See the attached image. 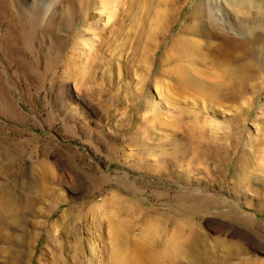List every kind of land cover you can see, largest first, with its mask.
<instances>
[{
    "label": "rangeland",
    "instance_id": "374dc122",
    "mask_svg": "<svg viewBox=\"0 0 264 264\" xmlns=\"http://www.w3.org/2000/svg\"><path fill=\"white\" fill-rule=\"evenodd\" d=\"M43 1H21L16 25L30 30L25 9L41 13ZM99 1L66 0L53 34L37 28L33 52L19 43L14 50L22 53L11 64L0 52L5 85L26 116L0 112V153L11 148L17 156L22 134L37 145L36 157L0 174L2 191L21 203L37 196L32 186L43 159L53 172L35 197L34 215L9 223L4 234L33 238H0V264H112L115 227L139 264H196L170 255L174 242L197 245L208 255L204 264H264V40L236 54L222 83L209 77L230 96L225 106L206 108L203 98L164 101L156 81L177 83L183 62L172 48L176 38H198L186 26L195 22L199 0H120L113 21ZM227 5L218 1L226 13ZM1 13L0 45L7 29ZM231 13L227 22L239 27L232 35L245 36L255 15L238 20ZM255 52L256 70L243 76L238 66ZM245 157L249 170L241 168Z\"/></svg>",
    "mask_w": 264,
    "mask_h": 264
},
{
    "label": "bare ground",
    "instance_id": "6f19581e",
    "mask_svg": "<svg viewBox=\"0 0 264 264\" xmlns=\"http://www.w3.org/2000/svg\"><path fill=\"white\" fill-rule=\"evenodd\" d=\"M21 1H24V0H0V12H2L1 18L5 21L3 23L6 25V28H7L5 29V32L3 34L4 39L2 38L3 43L1 42L2 45H0L1 46L0 52L4 54L2 55V56H5L4 59L8 58L6 62L10 64L11 62H13V60L16 61L19 58V55L22 53L21 52L22 50L21 51L14 50V48H17L19 46V43L22 44L21 46L24 47L22 49L26 50V52H30V53L33 52L35 48V41H36L35 39H37V33H38L37 28L39 27L38 29L39 31L41 29L43 35H47L48 33H50L49 35L53 34L54 29L56 27L55 25L56 18L53 19L55 17V14L69 8V7H66V4H65L66 0H60L59 1L61 2L60 6H57V4L59 3V2L57 3V0H46V1L44 0L42 6L44 7L45 10L41 11V13H39L40 11L38 12L33 11L34 9H29V8L25 9L27 11V13L25 14H27V16L30 17V20L32 22L30 25L31 29L28 30L27 28L22 27V26L18 27L17 26L18 21L17 23H15L17 19L19 20L21 18L20 14H22V10L19 5ZM218 1L219 0H199L200 7L199 9L196 10V12L192 16V19L193 20L195 19V22L192 25L186 26L187 29H191V31L194 32L193 34H195L198 37L196 38V40L192 38L191 39L183 38L179 40V38H176L175 43L177 45L174 44L172 51L177 50V48L179 49L178 55L182 58V59L180 58L181 59L180 61H182L183 64H180V67L178 69L179 73L177 74V83L172 84L169 82L162 83L161 81H156V84H155L156 91L158 92V95L162 97L163 100L171 99L175 101L174 98L176 97L180 99H185V100H188V99L191 100V99H196V98H199L200 100L201 98H203L207 100V103H208V105L207 104L205 105L207 106L206 108H209V107L212 108L211 106H213V104L223 107L226 105L228 101L231 100L230 96L225 94V92L222 91L221 87L218 84L222 83V80L224 79V76H226L225 74L227 73L228 68L236 66L235 65L236 61L233 60V58L239 59V57L236 56V54H238L240 51H243L245 53H248L249 51H253L254 48L259 47V45H261V43L263 42L264 22H262L263 20L260 21L259 17L263 11L262 4L264 3V0H226L227 3L229 4L227 5V7L229 8L228 13L224 12L225 11L224 8H221L218 6ZM99 2L101 5L100 7L101 9H103V11L107 9V12H108L107 18L109 21L115 17L116 9L118 7V2L121 3L122 1L120 2V0H102ZM6 3H9L8 5L9 6L11 5V7L9 8V6H6ZM97 3L98 2H95V4ZM74 7H75V4L74 6H72V8ZM6 8L7 9L9 8L8 9L9 11L6 10ZM25 10L24 12H26ZM230 11L232 12L231 17L234 16L235 18H238V20H241L243 16L247 17L250 13L255 15L254 17L256 20L255 23L253 24V21H252L251 26H247L248 24L246 23L247 25L245 24L244 31L241 30L243 33L246 34L245 36L244 34L242 35L241 33L239 34V36H241L239 38H236L235 35H232L231 31L239 32L237 30V28L239 29V27L231 25V23L227 22L225 15L226 17H230L229 15ZM66 13L68 14L64 18L63 21H64V24L70 25L73 18L70 17L71 13L69 10H67ZM10 15H11V19L9 20L8 17H10ZM49 16H52V17H50L48 21L47 19ZM43 20L48 21L46 24L47 26H45V28L42 26ZM36 22H40L41 24L38 25ZM245 22H249V21H245ZM245 22H243V25ZM52 28L53 30H50ZM62 41L60 40L58 44L59 52L60 50H62L61 49L62 44H63ZM8 42L13 43L14 45L8 44ZM89 44L92 45L91 41L89 42ZM90 45L89 47H91ZM172 51L166 54V58L168 59V61L171 59V56L173 57V55H175L174 53H172ZM95 52H97V50H95ZM91 55H92L91 53L88 54L89 57H91ZM95 58H97V56ZM185 58H187V60H185ZM89 60H88V63H89ZM257 61H258V55H256V52H255L254 55H251L250 57H248L244 63L240 62L241 65L238 66L240 73L244 74L243 76H245L246 74H248V72H255L256 70L255 63ZM263 65H264V61H263ZM77 66H79L78 63H77ZM90 68H93V67H90ZM4 71L5 70L2 69V67H0V112L2 114H5V116L16 118L19 121L26 120L25 113H23L21 108L14 101L10 90L5 85ZM210 76L211 78L218 80L217 85L214 84L213 86H211V81L208 80ZM76 79H77V76H76ZM205 82H207L208 84L206 83L207 85H205ZM77 90L78 89H76V91ZM77 95H80V94L78 93ZM22 135L24 136L23 144L21 145V147L19 145V148H17V151H18L17 156L13 155L15 153L14 151L13 153L11 152V148L0 153V158L3 160V163H1L0 165V174L3 173L6 167L15 166L14 164L17 163L16 162L17 160H20L22 162L26 161L25 158L28 155H30L32 158L34 156L36 157V152H35L36 151L35 149L37 148L36 138H33L29 136L28 134L27 135L22 134ZM45 153H48V151H46ZM47 156L48 155H46V157ZM221 157L222 158L220 160H223L224 162V160L226 159H224L223 156ZM247 158L246 157L244 159L241 158V162H240V164H242L241 168L245 170H249V168L251 167L250 166L251 162ZM223 165L224 164H220L218 165V167L222 168ZM208 171L210 172L213 170H210V167H209ZM37 173L38 174H36V178H35L37 183L35 184V186H32V188L36 190V192L34 193H37V192L40 193L46 190L47 185L45 183L42 184V182L49 180L51 175H53L52 168L46 159H43L39 163V169L37 170ZM3 175L4 174H2V176ZM2 188L4 187L0 185V238L2 239L4 238L6 242L11 243V242H15V240L19 239L20 237L22 239V240L20 239V241H24L23 243H25L26 241L28 242L29 239L33 238L31 234L25 236L26 238L23 237L24 235L22 236V234H20L22 237L18 236L16 238H15V235L9 236L10 235L9 234L7 237H5L8 233L5 236L4 234L5 232H7L9 227H11V224L9 223H13V225H17L21 221V218L23 215L24 216L34 215V213L37 211L36 198L39 194L37 193V196L27 195L21 201V203H17L15 200V197H11V195L8 194V191L7 192H4L5 190L2 191ZM10 191L12 192V190ZM13 191H15V189ZM189 223L190 222H188L187 224ZM112 235H113L112 236L113 237L112 238L113 247L111 251L112 261H113L112 264H139L136 259H133L135 257L132 258L129 252L128 237L123 238V236L120 235L116 227L114 231L112 232ZM196 246L197 245H195L194 243H189L187 245L188 248L186 249L184 242H179V243L174 242V245L172 249L169 250V252H170V255L178 256L180 254L182 256L184 255V256L192 257L193 259H195L194 262L196 264H204L205 262L204 260L208 258V255L204 253L201 249H199V247L197 248ZM16 251L14 250V253H17ZM244 264H256V262L247 259Z\"/></svg>",
    "mask_w": 264,
    "mask_h": 264
}]
</instances>
